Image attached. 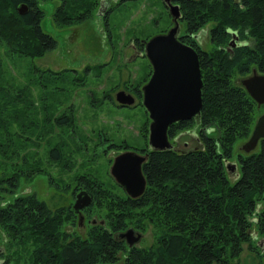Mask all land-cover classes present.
<instances>
[{"label":"trees","instance_id":"1","mask_svg":"<svg viewBox=\"0 0 264 264\" xmlns=\"http://www.w3.org/2000/svg\"><path fill=\"white\" fill-rule=\"evenodd\" d=\"M44 1L0 0V37L11 51L39 56L55 47L56 40L39 25L43 16L40 3ZM52 1L51 20L58 27L90 18L99 4V0ZM123 1L115 0L102 12L97 9L96 15L107 25L108 12ZM20 2L25 5L22 13L17 11ZM177 2L183 32L192 33L207 25L210 46L198 50L195 41L191 45L197 50L201 77L198 112L190 119L171 122L166 128L171 146L159 149L148 143L145 147L148 117L143 108L145 119L137 130L143 139L140 148L145 151L141 162L145 185L135 197L126 195L113 182L104 184L87 169L72 173L81 190L90 196L85 211L96 206L105 215L104 222L90 223L83 236L64 229L65 222L69 227L75 223V210L69 205L49 207L33 192L0 201V240L6 242L0 245V264H9L11 253L12 264H103L117 261L120 254L121 264H234L229 258L238 255L243 243L257 253V261L255 254L249 255L250 264H261L264 137L250 150L241 148L256 102L232 78L235 73L244 74L251 65L264 72V0ZM231 31L238 42L230 45ZM133 41L141 46L138 38ZM32 67L31 73L37 70ZM37 72L38 76L34 75L32 82L28 78L15 94L5 90L11 86L0 78V145L6 148L0 152V190L9 194L20 178L28 180L39 170L34 166L41 162V156L26 149L38 145L31 137L37 138L46 123H74L64 112L53 115V104L44 108L46 104L37 97L38 103L32 105L33 87L41 86L42 93H47V83L58 73L53 76L51 70L41 68ZM139 85L135 82L129 90L141 104ZM21 93L26 101L18 97ZM1 99H5L4 104ZM36 109H40L39 118ZM38 123L43 127L35 131ZM188 133L196 136L195 147ZM182 136H187L186 146L179 142ZM173 138H177V145ZM237 140H243L239 145L243 152L233 156ZM110 146L119 148L118 143ZM61 155L58 144H54L47 149L46 160L62 162L63 166ZM228 161L234 163L232 170L227 169ZM130 222L139 227L148 223L154 230L153 241L127 246L114 235ZM23 254L27 255L25 261L18 262Z\"/></svg>","mask_w":264,"mask_h":264},{"label":"rangeland","instance_id":"2","mask_svg":"<svg viewBox=\"0 0 264 264\" xmlns=\"http://www.w3.org/2000/svg\"><path fill=\"white\" fill-rule=\"evenodd\" d=\"M114 1L106 0L109 5L114 4ZM54 3L52 0L40 3L43 16L39 25L56 40L55 47L39 56L20 55L11 51L0 37V78L4 79L6 85L11 86L8 89L2 86L3 89L15 94L19 93L18 89L25 85L28 78L32 82L34 75L38 76V69L51 70L53 76L54 72H58L54 80L47 83V93H42L44 88L41 86L33 87L30 93L34 98L32 105L37 104L38 99L46 104V106L43 104L44 108L50 109L53 104V115L64 112L74 119V123L65 126L46 123L44 129L43 125L37 124L35 131L42 129L37 138L32 136L31 139L38 145H30L26 149L41 156V162L35 163L34 166L39 170L28 180L20 178L13 194L0 190V201L33 192L49 207L69 205L72 209L75 194L82 188L72 178V173L87 169L95 173L104 184L110 185V182L116 184L108 172V167L117 149L111 148L110 145L122 140L127 145L142 144V136L137 130L145 119L142 105L136 103L138 99L134 96L131 104L120 106L121 104L118 105L114 99V93L122 89L132 94L129 87L135 82H139L141 86L150 68L144 55L130 53L129 41L133 38L141 41L161 29L168 28L170 16L162 0H124L108 12L107 25L101 16L96 15V6L90 18L69 26L58 27L51 20ZM199 37L204 48L210 46L207 25L200 31ZM30 66L37 70L31 73ZM253 67L251 65L244 74L235 73L233 82L241 84L240 80L250 75ZM254 71L260 73L256 68ZM20 96L24 101L28 99L22 97V93L18 97ZM17 100L20 104L23 102L22 99ZM1 101L4 104L5 99ZM39 110H35L37 118L40 116ZM262 111L264 104L256 106L251 126ZM25 117H28L27 111ZM186 138L187 136L179 137V142L185 141ZM189 140L191 141L192 137L189 136ZM242 141L237 140L233 143V156L237 151L243 152L239 147ZM54 144H58L62 152L61 158L65 160L63 166L62 162L46 160L47 149ZM4 151L6 148L0 145V152ZM38 155L34 154V157ZM74 215L75 223L71 227L68 222L65 224L81 236L85 234L90 223L105 221L104 211L96 206H89L88 212L82 211L78 225L76 210ZM128 226L134 225L131 222L127 223L123 229ZM134 227L141 231V237L136 245H148L153 241L154 230L148 223L145 222L142 227ZM0 245L5 246L6 242L0 240ZM263 249V246L260 247L261 251ZM252 253L256 255L257 261V253L250 251L243 243L238 255L230 257L229 262L250 264L249 255ZM12 254L9 264L13 263ZM26 256L21 255L18 262L25 261ZM121 258L120 254L117 261L103 264H121Z\"/></svg>","mask_w":264,"mask_h":264},{"label":"water","instance_id":"3","mask_svg":"<svg viewBox=\"0 0 264 264\" xmlns=\"http://www.w3.org/2000/svg\"><path fill=\"white\" fill-rule=\"evenodd\" d=\"M167 6L172 24L164 31L143 39V54L149 62L150 71L146 80L140 86V101L148 117L146 141L152 148H169L166 128L176 120L189 119L195 115L201 104V77L198 58L195 50L176 37L177 4L171 0H162ZM25 5H17L19 13L24 12ZM232 31L231 39H235ZM233 41V40H232ZM241 85L256 104L264 102V73H256L242 78ZM117 103L130 104L133 95L118 89L114 93ZM264 137V111L255 118L249 134L241 143L244 151L255 146L259 138ZM145 154L133 149H124L115 153L110 161L108 172L116 184L126 193L135 197L144 188L145 178L141 172V162ZM227 169L234 168L233 162L226 163ZM90 201V196L84 190L75 194L72 208L77 212V224L81 220L79 209ZM114 235L124 237L128 246L135 244L141 237V232L132 227L117 231ZM264 264V256L261 259Z\"/></svg>","mask_w":264,"mask_h":264},{"label":"flooded vegetation","instance_id":"4","mask_svg":"<svg viewBox=\"0 0 264 264\" xmlns=\"http://www.w3.org/2000/svg\"><path fill=\"white\" fill-rule=\"evenodd\" d=\"M178 0H171V2H173V3H175V4H177V8H178V2H177ZM163 2V1H162ZM164 4V3H163ZM109 6V3H107L106 2V0H99V4H98V6H97V9H98V12H100V10H101V12L103 11V10H105L106 9V7H108ZM165 7L167 8V6L165 5ZM178 11H179V8H178ZM167 13H168V11H167ZM169 14V13H168ZM170 16V15H169ZM179 17H180V11H179V16L177 17V31H176V37L180 40H182V42H184V43H186V44H188L189 46H191V45H194L193 44V42L195 41L197 44H198V50H200L199 48H204L203 46H202V44H201V39H200V37H199V35H200V31H202V29H203V27L202 28H200V29H197L196 31H194V32H192V33H185V32H183V26L181 27V21L179 20ZM170 18V25L172 24V21H171V16L169 17ZM169 25V26H170ZM168 26V27H169ZM167 29V28H166ZM166 29H161L159 32H164ZM232 32V31H231ZM235 33V32H234ZM231 35H232V33H231ZM236 35V34H235ZM180 40V41H181ZM234 41V43L237 41V38L235 37V39H231L230 38V45L231 44H233V41ZM238 42V41H237ZM138 43H140V47L133 41V40H130L129 41V44H128V47L130 48V53H133V54H139V55H144L143 54V40H139L138 41ZM194 50H195V52L197 53V50L193 47V46H191ZM229 47V46H228ZM197 58H198V56H197ZM149 63V62H148ZM253 69H255V67H253ZM257 73V72H256ZM260 73H264V72H260ZM241 82V81H240ZM132 94H133V98H134V96H135V94L132 92ZM136 97V96H135ZM137 98V97H136ZM139 99H140V97H139ZM134 100V99H133ZM194 116V115H193ZM192 116V117H193ZM192 117H190V118H192ZM189 118V119H190ZM191 131V130H190ZM190 133V132H189ZM188 133V134H189ZM178 136V135H177ZM189 136H191L192 138H194V144L192 145L193 147H195L197 144H198V140H197V138H196V136L194 135V134H189ZM147 140V139H146ZM174 143H175V145H177L178 144V141H177V138L175 139V138H173V140H172ZM143 143V142H142ZM119 144V148H117V150H116V153L117 152H119V151H121V150H124V149H133V150H135L136 152H139V153H141V154H144V150L143 149H141L140 147H141V145L140 146H134V145H130V144H128V145H125V144H123V142H119L118 143ZM188 144H190V143H188ZM183 146H186L187 145V143H186V141H184L183 142V144H182ZM147 146V142H145V147ZM183 148V147H182ZM115 182V181H114ZM116 183V182H115ZM119 189L120 190H122L120 187H119ZM123 191V190H122ZM124 192V191H123ZM125 193V192H124ZM126 194V193H125ZM89 204V202L87 203V204H85V205H83V206H81L80 207V209H79V212L80 213H82V211L83 210H85V208H86V206ZM93 220V219H92ZM91 221V220H90ZM101 223V222H100ZM134 226H136V223L135 224H133ZM134 226H128V227H132L134 230H137V231H139L138 229H136ZM138 227V226H137ZM67 230L68 231H70V229L68 228V225H67ZM124 230V229H123ZM117 232V231H116ZM115 232V233H116ZM141 232V231H140ZM119 239H121L125 244H126V242H125V239H124V237H118ZM127 245V244H126ZM128 246V245H127ZM0 250H1V247H0Z\"/></svg>","mask_w":264,"mask_h":264},{"label":"bare ground","instance_id":"5","mask_svg":"<svg viewBox=\"0 0 264 264\" xmlns=\"http://www.w3.org/2000/svg\"><path fill=\"white\" fill-rule=\"evenodd\" d=\"M234 32V31H233ZM235 34V33H234ZM258 142V141H257ZM257 144V143H256ZM256 144H255V146H256Z\"/></svg>","mask_w":264,"mask_h":264}]
</instances>
